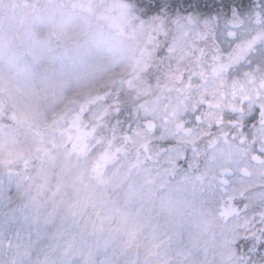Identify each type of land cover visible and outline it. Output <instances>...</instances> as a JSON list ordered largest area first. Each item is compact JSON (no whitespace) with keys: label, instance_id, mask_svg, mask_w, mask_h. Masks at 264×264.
Masks as SVG:
<instances>
[{"label":"snow or ice","instance_id":"6c2138e0","mask_svg":"<svg viewBox=\"0 0 264 264\" xmlns=\"http://www.w3.org/2000/svg\"><path fill=\"white\" fill-rule=\"evenodd\" d=\"M0 217V264H264V0H0Z\"/></svg>","mask_w":264,"mask_h":264},{"label":"rangeland","instance_id":"374dc122","mask_svg":"<svg viewBox=\"0 0 264 264\" xmlns=\"http://www.w3.org/2000/svg\"><path fill=\"white\" fill-rule=\"evenodd\" d=\"M127 113V112H126ZM15 189L13 188L12 193L14 194ZM32 240L35 242L34 251L47 242L46 237L42 234L41 238L37 240L35 234V228L33 227ZM20 233L21 237L26 241L28 238L29 225L22 219L18 218L15 221H11L8 225L4 224L3 217H0V254H2V245H6L9 240L16 242V234ZM33 259L35 257L33 256Z\"/></svg>","mask_w":264,"mask_h":264},{"label":"trees","instance_id":"16d2710c","mask_svg":"<svg viewBox=\"0 0 264 264\" xmlns=\"http://www.w3.org/2000/svg\"><path fill=\"white\" fill-rule=\"evenodd\" d=\"M179 2L185 8H188L189 11L195 10V11L207 14L210 11L214 12L216 10V5L220 3V0H179ZM235 2L242 3L243 5L247 6L252 2V0H235ZM224 3L231 5L233 3V0H224ZM189 5H191V7H189ZM126 116H127V113L122 112L119 118L121 120H124ZM125 128H127L126 124H125Z\"/></svg>","mask_w":264,"mask_h":264}]
</instances>
